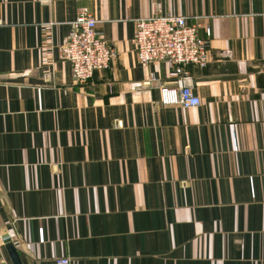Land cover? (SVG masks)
<instances>
[{
	"label": "crops",
	"instance_id": "obj_1",
	"mask_svg": "<svg viewBox=\"0 0 264 264\" xmlns=\"http://www.w3.org/2000/svg\"><path fill=\"white\" fill-rule=\"evenodd\" d=\"M84 8L119 55L78 84L65 53ZM169 15L211 41L186 79L135 49L137 20ZM162 85L201 104H164ZM5 233L23 264H264V0H0V264H13Z\"/></svg>",
	"mask_w": 264,
	"mask_h": 264
},
{
	"label": "built area",
	"instance_id": "obj_2",
	"mask_svg": "<svg viewBox=\"0 0 264 264\" xmlns=\"http://www.w3.org/2000/svg\"><path fill=\"white\" fill-rule=\"evenodd\" d=\"M98 21L87 8L79 11L72 22L66 44L65 57L70 62L74 81L85 84L97 72L110 70L118 58L117 50L99 32ZM200 23H191L180 15L153 16L136 22L135 49L139 61L149 65L166 61L172 67V76L189 75L191 65L205 67L210 61V40L199 35ZM210 36V30H206ZM157 79L152 76L151 82ZM161 102L182 105L184 108L201 104L191 87L162 85ZM56 264H71L69 257H61Z\"/></svg>",
	"mask_w": 264,
	"mask_h": 264
},
{
	"label": "water",
	"instance_id": "obj_3",
	"mask_svg": "<svg viewBox=\"0 0 264 264\" xmlns=\"http://www.w3.org/2000/svg\"><path fill=\"white\" fill-rule=\"evenodd\" d=\"M4 245L12 259L13 264H23L20 253L15 245V241L11 238L9 233L3 235Z\"/></svg>",
	"mask_w": 264,
	"mask_h": 264
}]
</instances>
